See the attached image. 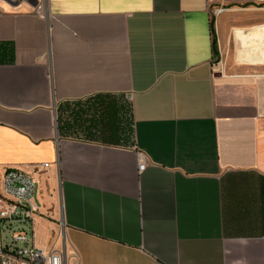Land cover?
Listing matches in <instances>:
<instances>
[{
  "label": "crops",
  "instance_id": "0c3cea01",
  "mask_svg": "<svg viewBox=\"0 0 264 264\" xmlns=\"http://www.w3.org/2000/svg\"><path fill=\"white\" fill-rule=\"evenodd\" d=\"M218 1L0 0V178L34 177L36 246L264 264V0Z\"/></svg>",
  "mask_w": 264,
  "mask_h": 264
},
{
  "label": "built area",
  "instance_id": "2783aa9c",
  "mask_svg": "<svg viewBox=\"0 0 264 264\" xmlns=\"http://www.w3.org/2000/svg\"><path fill=\"white\" fill-rule=\"evenodd\" d=\"M10 1V0H9ZM222 10H214L218 15ZM44 17L42 5L35 9ZM140 155L139 169L146 158ZM44 163L43 166H47ZM41 165L35 166L39 171ZM37 183L31 173L20 169L5 171L0 178V259L1 264H80L77 253L68 247L66 228L60 224L55 242L48 247L35 245L34 221L38 212Z\"/></svg>",
  "mask_w": 264,
  "mask_h": 264
},
{
  "label": "rangeland",
  "instance_id": "374dc122",
  "mask_svg": "<svg viewBox=\"0 0 264 264\" xmlns=\"http://www.w3.org/2000/svg\"><path fill=\"white\" fill-rule=\"evenodd\" d=\"M218 2H224V4L222 5V7L220 6L219 8H216V9H214V10H222V12L221 13H223V12H225L227 9H229V8H231V7H233V5H235L234 3H231V2H250V0H219ZM261 2H264V1H261ZM214 10L212 11V14H213V16H218V15H214ZM220 13V14H221ZM253 36V35H252ZM251 36V37H252ZM260 36H264V35H260ZM241 38V37H240ZM244 39H245V37H244ZM262 43H264V40H262ZM248 61H250V60H248ZM242 62V61H241ZM242 63H248L246 60H245V62H242Z\"/></svg>",
  "mask_w": 264,
  "mask_h": 264
}]
</instances>
